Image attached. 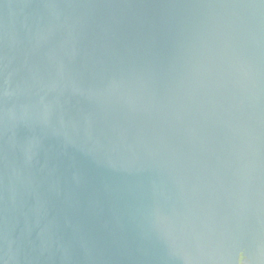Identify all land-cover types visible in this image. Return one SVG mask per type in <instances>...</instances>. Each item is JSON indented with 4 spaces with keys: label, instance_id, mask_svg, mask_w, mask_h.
Wrapping results in <instances>:
<instances>
[{
    "label": "water",
    "instance_id": "1",
    "mask_svg": "<svg viewBox=\"0 0 264 264\" xmlns=\"http://www.w3.org/2000/svg\"><path fill=\"white\" fill-rule=\"evenodd\" d=\"M0 264H264V0H0Z\"/></svg>",
    "mask_w": 264,
    "mask_h": 264
}]
</instances>
